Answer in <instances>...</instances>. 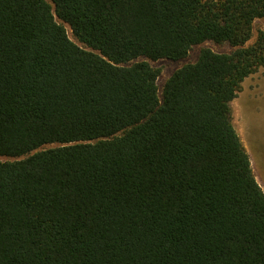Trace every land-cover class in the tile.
Returning <instances> with one entry per match:
<instances>
[{
  "label": "trees",
  "instance_id": "trees-1",
  "mask_svg": "<svg viewBox=\"0 0 264 264\" xmlns=\"http://www.w3.org/2000/svg\"><path fill=\"white\" fill-rule=\"evenodd\" d=\"M257 19L264 0H0V264H264L231 106L264 67ZM207 41L235 50L160 94L146 60Z\"/></svg>",
  "mask_w": 264,
  "mask_h": 264
},
{
  "label": "rangeland",
  "instance_id": "rangeland-1",
  "mask_svg": "<svg viewBox=\"0 0 264 264\" xmlns=\"http://www.w3.org/2000/svg\"><path fill=\"white\" fill-rule=\"evenodd\" d=\"M58 22H61L57 19ZM72 41L79 46L90 50L81 44L72 34L71 28L64 24ZM260 31H264V19H257L253 24V37L247 43L253 44ZM203 49H210L216 53H231L235 50L228 43L217 44L207 41L194 46L189 55L179 61L167 59L148 61L151 66L160 70L158 86L160 94L167 80L182 67L195 63ZM234 126L250 156L254 175L264 191V67L245 79L237 97L231 104ZM55 145L47 146V148ZM12 161L14 158L0 157V161Z\"/></svg>",
  "mask_w": 264,
  "mask_h": 264
}]
</instances>
